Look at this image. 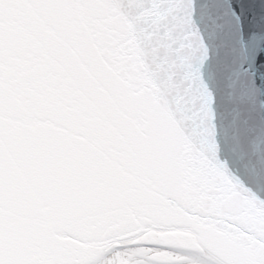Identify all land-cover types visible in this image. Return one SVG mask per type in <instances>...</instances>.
Returning <instances> with one entry per match:
<instances>
[{"label":"snow or ice","instance_id":"obj_1","mask_svg":"<svg viewBox=\"0 0 264 264\" xmlns=\"http://www.w3.org/2000/svg\"><path fill=\"white\" fill-rule=\"evenodd\" d=\"M0 264H264V0H0Z\"/></svg>","mask_w":264,"mask_h":264}]
</instances>
